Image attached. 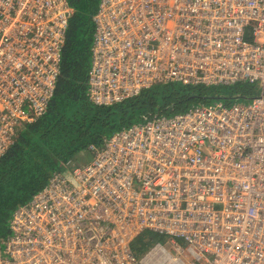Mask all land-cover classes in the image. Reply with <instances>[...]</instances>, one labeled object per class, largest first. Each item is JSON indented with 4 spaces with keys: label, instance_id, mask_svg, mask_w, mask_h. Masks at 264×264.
<instances>
[{
    "label": "built area",
    "instance_id": "built-area-1",
    "mask_svg": "<svg viewBox=\"0 0 264 264\" xmlns=\"http://www.w3.org/2000/svg\"><path fill=\"white\" fill-rule=\"evenodd\" d=\"M73 13L0 0V157L47 112ZM169 82L260 92L91 143L89 162L67 161L13 212L0 264H264V0H100L88 99ZM149 232L164 240L138 248Z\"/></svg>",
    "mask_w": 264,
    "mask_h": 264
},
{
    "label": "trees",
    "instance_id": "trees-1",
    "mask_svg": "<svg viewBox=\"0 0 264 264\" xmlns=\"http://www.w3.org/2000/svg\"><path fill=\"white\" fill-rule=\"evenodd\" d=\"M69 1L74 13L63 49L61 74L47 112L24 124L15 143L0 157V241L10 233L8 223L13 212L43 189L62 164L69 160L76 163L71 159L89 151L91 143L102 144L135 117L146 120L214 102L231 105L251 100L260 92L248 83L169 82L154 84L120 103L95 105L88 99V87L94 16L100 0ZM240 86L248 87L240 90ZM163 240L164 236L149 232L138 239V248Z\"/></svg>",
    "mask_w": 264,
    "mask_h": 264
},
{
    "label": "rangeland",
    "instance_id": "rangeland-1",
    "mask_svg": "<svg viewBox=\"0 0 264 264\" xmlns=\"http://www.w3.org/2000/svg\"><path fill=\"white\" fill-rule=\"evenodd\" d=\"M91 26H93L92 23H91ZM247 87L248 86H243V87L240 86V90H247L246 89ZM249 101L250 100H246V99L245 100H239V102H242V103L243 102H249ZM144 120L145 119H143V118H140V117L136 118L135 117L130 123L127 124V126L132 125V124L137 123V122L144 121ZM56 133H57V131H55V133H53V135H56ZM91 158H92V154L89 151H84V152L80 153L79 156L76 157V159H71V160L76 162V164H78V163L84 164V163L89 162L91 160ZM77 159H79V160H77ZM66 166H67L66 163L62 164L59 170H66ZM156 240H159V239H156Z\"/></svg>",
    "mask_w": 264,
    "mask_h": 264
},
{
    "label": "crops",
    "instance_id": "crops-1",
    "mask_svg": "<svg viewBox=\"0 0 264 264\" xmlns=\"http://www.w3.org/2000/svg\"><path fill=\"white\" fill-rule=\"evenodd\" d=\"M78 164H80V163H78Z\"/></svg>",
    "mask_w": 264,
    "mask_h": 264
}]
</instances>
